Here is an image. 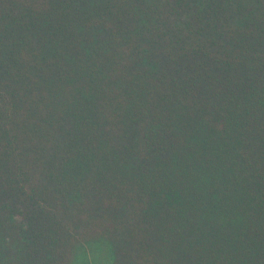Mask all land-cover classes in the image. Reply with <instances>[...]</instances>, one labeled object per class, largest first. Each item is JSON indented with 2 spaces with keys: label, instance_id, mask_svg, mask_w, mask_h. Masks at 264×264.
<instances>
[{
  "label": "trees",
  "instance_id": "trees-1",
  "mask_svg": "<svg viewBox=\"0 0 264 264\" xmlns=\"http://www.w3.org/2000/svg\"><path fill=\"white\" fill-rule=\"evenodd\" d=\"M0 264H264V0H0Z\"/></svg>",
  "mask_w": 264,
  "mask_h": 264
},
{
  "label": "rangeland",
  "instance_id": "rangeland-1",
  "mask_svg": "<svg viewBox=\"0 0 264 264\" xmlns=\"http://www.w3.org/2000/svg\"><path fill=\"white\" fill-rule=\"evenodd\" d=\"M15 221H16L17 224H21L22 223L21 219L19 217H15Z\"/></svg>",
  "mask_w": 264,
  "mask_h": 264
}]
</instances>
